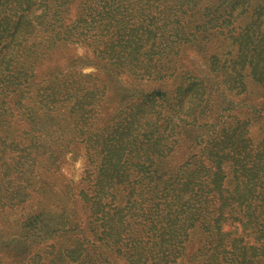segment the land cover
Returning <instances> with one entry per match:
<instances>
[{"label":"rangeland","instance_id":"obj_1","mask_svg":"<svg viewBox=\"0 0 264 264\" xmlns=\"http://www.w3.org/2000/svg\"><path fill=\"white\" fill-rule=\"evenodd\" d=\"M7 6L2 12L6 18L0 24V47L6 46L20 59L45 63L41 58H50L48 67L38 68L30 83L15 92L3 87L11 71L0 63V199L18 196L28 183L26 177L42 172V179L59 182L52 185L57 193H47V201L56 205L68 196L72 210L76 202L72 219L80 224L95 264H135L142 262V255H156L147 248L150 243L143 247L136 241L141 235L130 227L114 233L115 239L123 236L122 244L130 242L121 245L123 255L115 253L100 233L104 224L96 227L107 220L103 208L117 217L118 224L127 216L139 228L133 216L146 210V197L151 200L143 175L150 156H156L149 139L158 137L164 144L157 154L161 164L156 165L160 172L154 179L160 185L172 174L173 181L181 173L182 160L197 151L189 140L178 143L174 133L178 122L186 127L191 118L184 111L188 93L195 90V83L189 82L194 75L210 80L213 100L229 108L223 121L234 104L241 111L238 107L244 102L264 99L262 82L247 81L239 87L237 82L233 90H222L206 64L217 50L226 56L233 43L243 47L253 38L264 40V0H25L18 8L10 0ZM21 14L26 15L17 23ZM197 39L205 42V50ZM137 59L142 63L135 65ZM178 63L187 68L180 83L170 75ZM158 71L165 75L156 78ZM155 121L158 132L150 134L147 128ZM18 154L22 155L18 166L8 164L9 156ZM138 161L140 167L133 164ZM197 186L184 189L169 205L171 217H176L184 201L201 199L193 196L201 193ZM115 188L117 195L112 198ZM212 196L211 192L208 198ZM159 198L158 193L151 202ZM16 207L0 205V264H78L79 259L70 261L49 246L51 240L42 238L40 229L27 224L31 206ZM241 228L224 226L251 240L252 234ZM206 230L191 228L174 237L182 241V248L169 264H194L200 248L205 252ZM147 236L142 238L146 241Z\"/></svg>","mask_w":264,"mask_h":264},{"label":"trees","instance_id":"obj_2","mask_svg":"<svg viewBox=\"0 0 264 264\" xmlns=\"http://www.w3.org/2000/svg\"><path fill=\"white\" fill-rule=\"evenodd\" d=\"M7 1L10 0H0V24L6 18L2 12L8 7ZM14 1L16 2L15 8L22 7L25 3V0ZM53 12L56 13V10ZM24 15L26 14L19 15L17 23ZM199 40L197 39L198 45L205 50V42ZM61 41L63 45V40ZM224 55L217 50L216 53L206 58L207 73H210L209 76L218 87L222 90H233L237 82L239 87L242 84L247 85V81H254L258 85L262 82L264 89V40L253 38V41L243 43V47L240 43H233L226 56ZM48 58L50 57L41 58L47 60L45 63L31 58L20 59L6 46L5 49L3 46L0 47V63H4L11 71L8 76L5 75L3 87L12 92L23 90L21 85L26 82L30 83L31 77L39 70L38 68L48 67ZM141 63L142 59H137L135 65ZM186 69L183 63H178L173 66L170 75L178 78L180 83L181 79L186 77ZM233 69H238V72H233ZM164 75L158 71L155 77L160 78ZM239 78H242V81H239ZM209 81L200 75H194L189 81L195 83V90H190L188 93L185 101L188 105L184 112L191 118L186 127L178 122L174 133L178 135L175 137L178 143L181 141L183 144L189 140L192 149L195 148L197 151L182 160L181 173L176 174L173 181H171L173 174L168 179L165 178L162 185L154 180L160 172L156 165L161 164V158L157 154L162 153L164 144L158 137L149 139L156 156L155 158L153 155L150 156L151 163L146 170L155 174L149 175L146 171L143 176L148 179L146 185L151 200L155 199L158 193L160 198L153 203L150 197H146L144 206L146 210L133 216V221L140 223V227H133L132 221H129L127 216L123 217L124 222L120 220L118 224L117 217L104 208L103 215H106L107 220L96 225L99 228L104 224V229L100 233L104 235L106 245L120 255H123L121 245L127 247L130 242L122 244L123 236L120 234V237L115 239L113 238L114 233L118 229L122 232L128 230L129 227L130 229L136 228L137 233L141 235L135 238L136 241H141L143 247L145 242L150 243L147 247L150 253L157 254L151 256L141 254L142 262L139 263L137 260L135 264H152V262H147L148 259H153V264L175 262L182 248V246L179 247L182 241L175 240L174 237L185 234L189 229L196 227L206 228L208 236L206 242L204 241L205 252L203 247L200 248V252L194 256V264H212V262L216 264H264V99L257 103L244 102L242 107H238L241 111L235 109L236 104H234L226 120L223 121L224 111L229 108L220 106L219 99L213 100L210 95ZM154 91L150 94L154 95ZM158 126L159 124L157 125L155 121L147 130L150 134H154L158 132ZM203 127L207 129L201 134L194 135L196 129ZM210 127L213 131L209 129ZM49 154L47 159L51 156V153ZM9 157L12 161L8 164L17 167L22 155ZM49 163L53 162L49 160ZM133 164H139L140 167V161ZM138 172L142 173L141 170ZM42 174V172H35L32 178L26 177L24 181L28 183L21 186L18 196H7L3 200L0 199V205L5 202L6 205L17 206L19 209L31 206L27 224L40 229L38 233L43 235L42 238L51 240L49 244L51 248H58L59 253L67 256L70 261L79 259L78 264H95L94 256L86 246V238L81 235L80 224H75L72 219L74 209L78 208L75 205L76 202L72 210V204H68V196L66 200L63 196L56 205L52 201H47V193H57L52 185L54 183L57 185L59 182L58 180L54 182L44 180ZM199 181L202 184H198ZM193 186H197L196 189L201 191L193 196H199L201 199L196 202L184 201L178 205L179 210L174 215L176 217H171L168 213L169 205L176 202L180 192ZM211 192L213 196L208 198ZM116 195L115 188L112 198ZM88 203L86 202L87 207H89ZM158 203L162 207L158 206ZM210 205H212L211 208ZM144 207L142 206V209ZM110 220H114L115 223L111 224ZM227 223L231 226L242 227L241 232L246 230V234L249 231L253 236L252 239L246 240L240 233L236 235L235 231L225 230L224 226ZM113 227H116L114 232ZM145 234L148 235L146 241L142 238ZM133 243L136 242L133 240ZM35 256L36 254L31 258ZM24 261L25 257H22V262Z\"/></svg>","mask_w":264,"mask_h":264}]
</instances>
